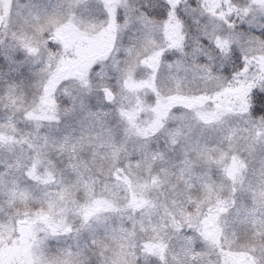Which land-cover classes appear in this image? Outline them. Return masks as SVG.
<instances>
[{"label": "snow or ice", "instance_id": "1", "mask_svg": "<svg viewBox=\"0 0 264 264\" xmlns=\"http://www.w3.org/2000/svg\"><path fill=\"white\" fill-rule=\"evenodd\" d=\"M0 264H264V0H0Z\"/></svg>", "mask_w": 264, "mask_h": 264}]
</instances>
